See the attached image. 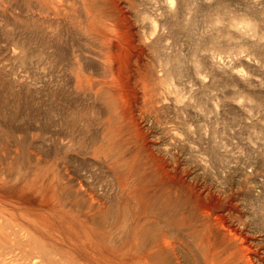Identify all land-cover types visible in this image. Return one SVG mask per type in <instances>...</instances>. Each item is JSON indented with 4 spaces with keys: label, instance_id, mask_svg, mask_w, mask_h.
<instances>
[{
    "label": "rangeland",
    "instance_id": "1",
    "mask_svg": "<svg viewBox=\"0 0 264 264\" xmlns=\"http://www.w3.org/2000/svg\"><path fill=\"white\" fill-rule=\"evenodd\" d=\"M100 1L105 104L84 22L0 0V264H264V0Z\"/></svg>",
    "mask_w": 264,
    "mask_h": 264
},
{
    "label": "bare ground",
    "instance_id": "2",
    "mask_svg": "<svg viewBox=\"0 0 264 264\" xmlns=\"http://www.w3.org/2000/svg\"><path fill=\"white\" fill-rule=\"evenodd\" d=\"M39 1L42 7L49 12H47V14L42 17L43 19H50L55 21L56 23H60L61 21L68 23L69 26H72V28H74L75 30H78L77 27L82 22L85 23V27L87 28H84V30L79 31H82L84 32V34L91 36L90 39L93 40L94 43H97V49L101 57L100 61L103 66L102 68L111 77L109 81L100 83V87L94 93L96 95L99 94V98L102 100L103 104H105V101L101 97L103 95H108L109 97H112L110 92L111 85H116L121 88V86L125 87L127 84V79L125 76V67L128 64L129 59L133 56V52L138 49V47L134 43L135 38L133 33L131 32V27L127 24V22H125V24L123 25V30H114L112 27L106 24L98 27L95 23V13L103 9L101 1L97 2L98 0ZM81 10L82 14L84 15L83 20L80 19ZM119 17L123 22L127 21L122 11H119ZM54 28L55 27H53V30ZM56 30L57 29H55V31ZM98 52L97 54H99ZM76 64H79L78 61L76 62ZM105 111L108 115H110L113 111V108L111 107V105H105ZM117 161L118 160L116 159L111 160L112 164H116ZM219 224L225 226L229 230V232L232 233L234 236L239 235L238 231L232 226L226 225L225 221L222 218L219 219ZM241 260H243L244 263L246 262V264H255L252 256L248 252H244L241 254Z\"/></svg>",
    "mask_w": 264,
    "mask_h": 264
}]
</instances>
